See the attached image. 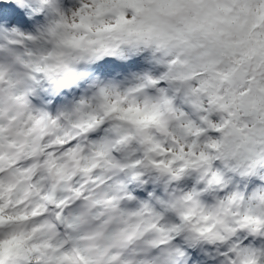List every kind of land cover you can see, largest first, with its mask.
Masks as SVG:
<instances>
[{
  "label": "snow or ice",
  "instance_id": "6c2138e0",
  "mask_svg": "<svg viewBox=\"0 0 264 264\" xmlns=\"http://www.w3.org/2000/svg\"><path fill=\"white\" fill-rule=\"evenodd\" d=\"M0 264H264V0H0Z\"/></svg>",
  "mask_w": 264,
  "mask_h": 264
}]
</instances>
